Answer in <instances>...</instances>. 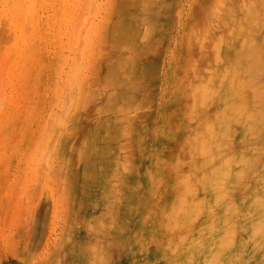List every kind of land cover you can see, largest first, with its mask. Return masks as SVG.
<instances>
[{"label": "rangeland", "instance_id": "1", "mask_svg": "<svg viewBox=\"0 0 264 264\" xmlns=\"http://www.w3.org/2000/svg\"><path fill=\"white\" fill-rule=\"evenodd\" d=\"M263 58L264 0H0V264H264Z\"/></svg>", "mask_w": 264, "mask_h": 264}, {"label": "bare ground", "instance_id": "2", "mask_svg": "<svg viewBox=\"0 0 264 264\" xmlns=\"http://www.w3.org/2000/svg\"><path fill=\"white\" fill-rule=\"evenodd\" d=\"M247 48H250V50L252 51V53H250V55H249V58L250 59H255L256 57V51H255V49H254V47H252V45H247ZM250 50H248L249 52H251ZM258 58V57H257ZM264 59V58H263ZM262 60V59H261ZM256 61L258 62H255L256 64H258L259 66H260V62H259V60H257L256 59ZM262 63V65H263V62H261ZM257 65V66H258ZM262 67V66H261ZM258 68H260V67H258ZM232 83H233V81H231ZM259 95V94H258ZM256 117V116H255ZM255 117H254V115H252L251 117H250V119H249V121L247 122V126L249 127V129H251L253 126H255L256 124H254V122H255ZM257 120V119H256ZM250 125V126H249ZM257 127V125L255 126V128ZM254 128V127H253ZM252 128V129H253ZM251 129V130H252ZM252 131H254L255 132V129L254 130H252ZM116 137H118V136H116V134L115 133H111V135H105L104 137H102V141H103V144H100V145H96L95 146V148L93 147V151L95 152L94 153V155L96 154L98 157H99V162H97V164H101L102 165V176H103V178L105 177V178H107L106 176H107V174H108V171H110V170H112L114 167H112V165L114 164H112L111 163V161H109V159H110V155L111 154H113L114 152H115V150H116V145H115V143H114V141H115V139H116ZM100 142V141H99ZM117 144V143H116ZM102 146V147H101ZM118 147V146H117ZM120 150V149H119ZM115 154H116V152H115ZM96 159V158H95ZM116 159H117V157H116ZM93 160V159H92ZM134 161V160H133ZM93 163V162H92ZM96 164V163H95ZM93 166H94V164H93ZM100 166V165H99ZM120 169V168H119ZM115 170H116V168H115ZM119 171V170H118ZM110 173H112L111 171H110ZM109 173V174H110ZM100 175V174H99ZM216 176H217V174H215ZM110 176V175H109ZM101 177V176H100ZM110 178V177H109ZM108 178V179H109ZM102 180V179H101ZM104 181H105V179H104ZM104 181H102V182H104ZM109 181V180H108ZM107 181V182H108ZM218 183H217V182ZM215 182L213 181V184H212V187H216V189H217V186H218V184H219V180H218V176H217V180H216ZM98 182H100V181H98ZM101 182V183H102ZM106 182V183H107ZM105 184V183H104ZM98 185H100L99 183H98ZM107 185V184H106ZM106 185H102L103 187H104V191H106ZM121 185V184H120ZM108 186V185H107ZM120 190V189H119ZM118 190V191H119ZM216 191V190H215ZM106 193V192H105ZM105 193H104V195H105ZM215 193V192H214ZM211 194V193H210ZM214 195V194H213ZM108 196V195H107ZM215 197V195L213 196V198ZM118 198V197H117ZM108 199V198H107ZM212 199V198H211ZM210 199V200H211ZM118 201V200H117ZM263 201H264V194L263 193H260V195L258 196V197H256V201H254V207L252 208L253 209V211L251 212V214L249 215V218H251L252 217V215H257L258 216V219H257V221L259 222V221H262L261 223H263L264 224V222H263V220L261 219L262 218V215H264V212H263ZM116 202V201H115ZM114 206V205H113ZM107 207V206H106ZM109 208V207H108ZM112 208V207H111ZM110 209V208H109ZM114 209H116V208H114ZM121 211H123L121 208H119ZM108 211V210H107ZM117 212H118V209H116V211L114 212V215H118L117 214ZM107 213V212H106ZM111 213H112V211H111ZM110 213V214H111ZM116 213V214H115ZM122 215V214H121ZM110 216V215H109ZM116 216H114V218H120V216H118V217H116ZM110 218L113 220V214H112V217L110 216ZM109 218V219H110ZM108 219V218H107ZM100 222V221H99ZM112 223H113V221H111ZM114 222H118V220L116 219V220H114ZM258 222H249L248 224L250 225V227H252V230H253V232L256 234V235H258L257 233H259L258 232V230H257V227H259L258 229H260L261 227L260 226H262L261 225V223L260 224H258ZM119 223V222H118ZM117 223V224H118ZM114 224V223H113ZM103 225V224H102ZM116 225V224H115ZM114 225V226H115ZM248 225V226H249ZM260 225V226H259ZM120 227V225L118 224V227H116V228H119ZM108 228V227H107ZM104 230V229H103ZM105 231V230H104ZM119 231H120V229H118L117 231H116V229H115V231L113 232L114 234H115V232L116 233H119ZM103 233V232H102ZM112 233V232H111ZM112 233V234H113ZM106 234H107V230H106ZM106 234L104 233V235L106 236ZM109 235H110V233H108ZM112 235V236H114V237H112V236H110L111 238H112V246H111V249H105V251L106 252H109V251H111V250H113V249H115V251H117L120 247H123V244H122V241L120 240L121 238V236H120V234H121V231H120V233H119V235H117V234H115V235ZM108 238H109V236H108ZM210 246H211V244H210ZM209 246V247H210ZM213 247V246H212ZM212 248H209V249H206V251H196V252H194V254H197L198 256H200L201 255V257H197L196 259L197 260H199L198 261V263L197 264H218V263H223V264H248V260L251 258V256H253V249H252V251L251 250H249V249H247V248H245V249H237V250H235L233 253H232V257H233V260H229V261H227V262H222V261H218V260H214V255H216V253H210ZM235 260H239V261H235ZM192 261H196V260H192Z\"/></svg>", "mask_w": 264, "mask_h": 264}]
</instances>
